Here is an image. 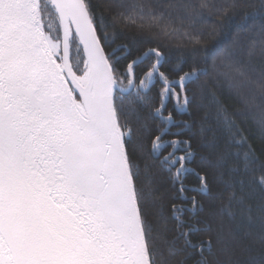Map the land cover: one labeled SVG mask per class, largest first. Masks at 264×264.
Here are the masks:
<instances>
[{
	"label": "snow or ice",
	"instance_id": "6c2138e0",
	"mask_svg": "<svg viewBox=\"0 0 264 264\" xmlns=\"http://www.w3.org/2000/svg\"><path fill=\"white\" fill-rule=\"evenodd\" d=\"M0 264H264V0H0Z\"/></svg>",
	"mask_w": 264,
	"mask_h": 264
},
{
	"label": "trees",
	"instance_id": "16d2710c",
	"mask_svg": "<svg viewBox=\"0 0 264 264\" xmlns=\"http://www.w3.org/2000/svg\"><path fill=\"white\" fill-rule=\"evenodd\" d=\"M247 116H248V119H247L246 123H244L243 126H244L245 128H247V129H249L251 132H255L256 135H257V137H258V136H259V133L256 132V128H255V125H254V123H253V117L256 116V113H255V112L248 113ZM257 142H258V141H257Z\"/></svg>",
	"mask_w": 264,
	"mask_h": 264
}]
</instances>
